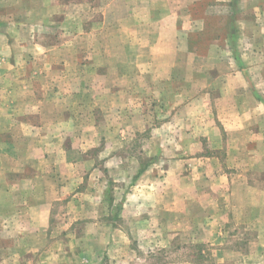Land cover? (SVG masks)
Wrapping results in <instances>:
<instances>
[{
	"label": "crops",
	"instance_id": "0c3cea01",
	"mask_svg": "<svg viewBox=\"0 0 264 264\" xmlns=\"http://www.w3.org/2000/svg\"><path fill=\"white\" fill-rule=\"evenodd\" d=\"M203 1L0 0V202L6 194L15 203L23 197L40 168L39 154L87 155L89 142L109 141L111 150L100 153L113 158L123 142L150 128L152 111L145 108L154 106L159 114L169 104L171 118L153 127L150 140H158V155L175 158L164 165L159 159L138 176L120 203L127 228L116 231L148 243L155 254L166 252L164 264H208L199 258L207 249L226 264L231 252L242 253L233 237L253 224L256 237L246 244L244 264H264V78L252 81L242 60L264 61V47L239 46L249 12L257 28L250 45L264 42L257 35L264 5L207 2L203 14L186 24ZM214 24L219 32L208 37L207 57L213 54L235 71L220 68L227 80L221 94L204 78L206 93L195 96L192 88L199 92V86L191 82L182 101L185 93L176 94L174 81L188 74L200 42L192 33ZM73 136L81 146L69 142ZM52 202L45 198L38 205L44 225ZM100 214H84L95 217L94 234L102 230ZM186 245L200 254L177 257ZM117 250L121 257L131 250L136 255L130 245ZM106 251L96 246L79 253L92 264Z\"/></svg>",
	"mask_w": 264,
	"mask_h": 264
},
{
	"label": "rangeland",
	"instance_id": "374dc122",
	"mask_svg": "<svg viewBox=\"0 0 264 264\" xmlns=\"http://www.w3.org/2000/svg\"><path fill=\"white\" fill-rule=\"evenodd\" d=\"M207 2L222 3L220 0H204L203 6L201 4L194 6V10H191L185 23L189 24L192 18L200 17ZM241 3L244 6L250 5L253 7L255 3L264 5V0H242ZM250 13L252 12L247 13L246 22H241V25L244 23L247 26L243 30V38L239 42V46L242 50L247 47V49L257 51V47H264V42L261 38L260 43L255 44L252 40L250 45L249 36L257 29L251 27L254 19H251ZM244 16L246 15L240 14V18ZM214 31L215 34L219 32L217 24H214L208 32L192 33V36L198 38L200 42L196 51L189 58L188 74L184 77H177L174 81L176 94L180 91L185 93L182 96L183 99L181 98L182 101L186 99V93L190 90L191 82L199 86V92H195L192 88L195 96L206 93V91L203 92L201 86L204 83L202 81L204 78L212 80L210 81L212 83L211 89L213 92L217 91L218 94H221L220 90L222 88H220V85L226 84L227 80L225 79L226 76L220 75V68L224 69L225 72L230 71V68L233 69V66H229V63L223 65L224 61L215 59L213 54L212 59H209V56L207 57V48L210 47L207 40L209 35H214ZM230 31H232V27L229 24L224 34L228 36ZM257 35L264 37V27L257 30ZM221 41L222 39H220ZM242 60L248 66L246 68L248 75H251V78L254 77L252 81L256 82L257 79L264 78L259 73L255 74L251 71V68L264 71V61L258 60V62L255 61L251 64V60L248 61L247 57H243ZM233 71L235 69L231 72ZM218 72L219 74L215 75ZM205 73H207L206 76H203ZM170 81L168 79L163 82H167L166 86L171 84ZM262 88H264V84ZM167 106L159 114L156 110L160 111L161 109L154 106L145 108V110L150 108L152 112H155V114L151 112L152 119L151 123L148 124L149 130L137 133L132 141L121 143L122 146L118 148L119 155L113 158L110 155H105L104 152L100 153L102 147L106 152L111 150L108 145L109 141L102 143L99 141L100 145L89 142L84 146V148H90V145H92L91 151L87 155L63 156L50 153L45 156L42 153L39 154L37 159L40 161L38 163L40 168L37 173H33L32 176H35L31 179V184L26 179L27 184H25L22 191L23 197L15 199L18 200L17 203L14 202V198L10 194H6L1 198L0 264H88L79 251L83 247L93 251L96 246L98 248L106 247L107 251L97 259L93 257L92 264L97 261H100L98 264H164L168 256L166 252L155 254L151 251L148 243H144L140 239L134 240L132 236L126 234V231H123V233L117 232L116 226L120 225L123 228L127 226L125 219L119 216L122 212L120 203L136 182L137 178L135 176L140 167L157 164L159 159L162 160L163 165L168 164L170 160L175 158L174 156L161 157L158 155V140H150L153 127L158 126L159 121L164 118H171L173 107L169 104ZM69 142L81 146V141L76 140L74 136ZM251 143V141L250 143L247 142L248 148H250ZM247 152L249 151L247 150ZM17 177L8 176L7 181L19 180ZM36 184L39 187H36ZM64 184H67L68 187L63 188ZM92 184H95L93 188L89 186ZM98 196H101L99 200L90 199V197L97 198ZM45 198L52 199L53 202L46 210V213L49 211V220H46L44 225L42 224L44 221L40 218L43 212L41 209L37 210V208L42 206L40 203ZM96 211L101 212L99 220L102 230L98 234H94V224L91 225L92 222L94 223L95 217L85 218L84 216V214L87 215ZM248 227V229H241L239 236L233 237L232 245L240 248L242 253L231 252L226 264H244V261L249 260L246 255L249 252H245L246 244L254 241L256 230L253 224H248ZM118 245L120 248L121 246L130 245L136 251V255L134 256L135 252L131 250L128 256L121 257L123 254L117 250ZM194 253L200 254L197 251H191L190 246H188L179 251L177 257L185 260ZM169 255H172V253H169ZM258 256L263 257V253L258 254ZM253 257L255 258V254ZM199 258L208 264H219L218 259H221L222 256L216 251L207 249L206 252L200 254Z\"/></svg>",
	"mask_w": 264,
	"mask_h": 264
},
{
	"label": "trees",
	"instance_id": "16d2710c",
	"mask_svg": "<svg viewBox=\"0 0 264 264\" xmlns=\"http://www.w3.org/2000/svg\"><path fill=\"white\" fill-rule=\"evenodd\" d=\"M147 166L148 165H144V166L140 167V169L138 170V173L136 174L135 178H138V176H140V174L146 169Z\"/></svg>",
	"mask_w": 264,
	"mask_h": 264
}]
</instances>
